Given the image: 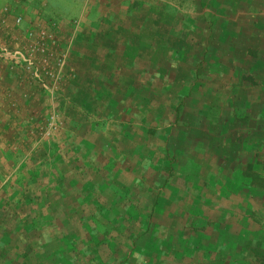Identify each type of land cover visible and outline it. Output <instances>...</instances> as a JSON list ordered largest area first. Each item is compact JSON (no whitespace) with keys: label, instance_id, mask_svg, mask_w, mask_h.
<instances>
[{"label":"crops","instance_id":"0c3cea01","mask_svg":"<svg viewBox=\"0 0 264 264\" xmlns=\"http://www.w3.org/2000/svg\"><path fill=\"white\" fill-rule=\"evenodd\" d=\"M20 1L7 0L16 14ZM181 1L192 5L191 15L151 0L141 9L148 21L135 23L133 31L102 23L100 28H110L105 47L83 60L84 72L73 55L68 61L66 91L74 90V109L109 112L115 119L98 116L93 123L123 145L120 152L132 166L145 158L153 164L149 172L165 176L169 170L165 183L150 189L159 193L151 230L135 247L112 248L113 264L123 262L125 248L130 259L123 264H264V0ZM173 30L178 39H171ZM125 32L128 42L120 50ZM174 90L184 105L177 125L167 110L177 101ZM48 105L58 111L57 99ZM25 109L20 104L23 116ZM60 122V131L41 142L53 144L51 153L58 133L70 135L76 124ZM26 127L21 119L19 129ZM13 142L21 151L37 139L25 130ZM21 167L10 172L7 184ZM51 170L59 171L54 164Z\"/></svg>","mask_w":264,"mask_h":264},{"label":"trees","instance_id":"16d2710c","mask_svg":"<svg viewBox=\"0 0 264 264\" xmlns=\"http://www.w3.org/2000/svg\"><path fill=\"white\" fill-rule=\"evenodd\" d=\"M133 6L135 11L136 6L140 10L135 15L137 20L141 17L139 24L147 22L148 15L141 11L146 8L144 3H134ZM114 13L117 18L122 15L118 10ZM123 18H128L127 22L131 20L133 26L137 23L130 13L122 15ZM105 19L106 25L110 26L112 23L107 20L108 17ZM94 27H97L94 31H98V26ZM177 35L178 31L173 30L171 39H178ZM93 39L91 34L86 40L78 41L80 45L73 54L75 60L78 59L81 63L86 60V48L95 45ZM187 54L190 55V51ZM80 72H84V64L81 65ZM80 77L82 85L86 78L83 73ZM22 80L23 77L16 68L7 63L8 104H11L13 97H22L24 88L16 87V81L23 82ZM81 87L84 88V85ZM75 88L79 89L78 85ZM28 90L34 98L31 100L40 108L39 111L46 112L47 93L37 89V86ZM176 90L173 99L177 101H171L167 106L168 115L174 119L175 125L184 107L181 104L183 98L178 97ZM140 92L139 95H142L141 90ZM73 94L74 90L57 95L58 111L61 112L65 125H70L72 119L76 122L72 126L71 137L63 131L58 133L60 142L51 153L41 143L45 138L38 136L36 139L39 144L33 152L36 155H28L21 167V173L28 170V175L25 178L23 174L21 181L10 188L16 195L19 193L18 203L7 199L0 203L1 210H7L0 217L3 220L0 223V264H113L117 263V259L110 253L112 248L126 247L129 243L135 247L151 230L159 193L150 189H153V185L158 188L161 183H165L169 178V170H165V176L149 172L148 167L152 162L145 158L134 160L136 165L132 166V160L126 161V154L123 156L120 152L123 145L117 144L111 137L103 136L105 126L93 123L98 122V116H103L105 121L115 118L98 106L91 112L83 108L74 109ZM76 95L83 97L80 90ZM107 97L108 95H104L100 103ZM29 102L32 104V101ZM30 103L23 105L27 107ZM7 123V140L11 142L7 141V153H3V157L8 163L16 156L20 158L27 155L29 147L26 145L18 153L9 155L10 148L16 146L13 139L19 137L26 128L21 131L18 127L20 122L13 127V119ZM39 128L41 132L47 130V123H41ZM172 134L175 136L177 130L172 128ZM60 143L63 144L59 146ZM52 164L59 171H52ZM151 168L153 169V164ZM9 174L7 166V177ZM247 174L250 175V170ZM152 201L154 203L149 204ZM10 216L18 220L12 222ZM43 216L44 225H38ZM126 251L125 248L121 256L123 262L120 264L130 259Z\"/></svg>","mask_w":264,"mask_h":264},{"label":"rangeland","instance_id":"374dc122","mask_svg":"<svg viewBox=\"0 0 264 264\" xmlns=\"http://www.w3.org/2000/svg\"><path fill=\"white\" fill-rule=\"evenodd\" d=\"M147 1L151 2V0H21L20 2L22 4H20V7H16V10L20 11V13L16 14V11H12L15 9V7L10 10V8L8 7L9 4H7V0H0V201L7 199L12 203H18L20 198L19 193L16 195V193L10 190V188L11 186L17 184V182H20L22 177L24 176L20 172L19 174L15 173L16 175L13 177V179H11L9 184H7V166H9L10 172L13 169L15 171L16 167L22 166L27 160L28 155L30 156L38 146L37 142L34 144V146L32 145L33 147L28 145V154L25 155L22 160H16V156L12 159V161L7 163V161L4 160L3 157V155H5L3 153H7V151L5 152V150H7V116L8 119L9 117H12L11 119H13V127L18 125L21 119L25 120L27 122V127L25 130L28 131L29 136L35 139L38 138V136H42L46 140L47 138L53 136V133L56 132L54 130L49 135H47L51 120L53 118H55V120L57 121L62 120L61 112L59 113V111L55 110L52 111L50 105L46 106V112L39 111L40 108L38 109V106L35 105V103L33 102L34 98L33 96L31 97V94L28 90L29 88L35 86H37V89L44 90L42 78H36L34 69L35 67H30L31 69H29L27 63V61L29 60H32V63L38 62L39 56L36 55V53H32L31 51V47L36 46L38 36L42 35L44 29L52 31L53 34L56 35L57 41L59 40L60 45L63 47L67 42L71 41L73 33L76 31L74 42L76 46L75 49L77 48V51L79 47L78 45H80L78 41L86 40V38H88V36L92 34L94 37L92 41L95 42V45L91 46L92 48H86L88 57H90L91 54L94 55L95 51L98 50V47H105L104 43L106 40L103 39H105L106 35H108L107 32H110L109 27L100 28V25L102 23H107L106 19L103 18L104 16L102 17L101 15L103 10H107L109 13L107 20H109L112 24H121L120 27L122 31H124L123 25L131 23V20L127 22L128 18L122 19V15H128L130 13L132 14L133 19L139 22L141 20V17H139V20H137L135 15L136 11L140 12V10L136 6L135 11L133 5L134 3H136V5L141 3L147 4ZM155 1L162 6L164 3L169 4L171 10L181 9L183 13H187L188 15L192 14V5H184L181 3V0ZM25 8L27 10H25ZM33 9L35 10L34 12H32ZM116 9L121 12V17L117 18L115 16L114 11ZM11 13L13 16L11 15ZM139 14H142V12ZM25 20H27L31 25H27L25 23ZM161 21L164 22L162 17ZM96 25L98 26V31H94L97 28L94 27ZM124 27L125 31H133L132 28L134 26ZM135 28H137V26L134 27V29ZM145 29H147L146 25ZM87 34L89 35L87 36ZM120 34L122 38L119 49L121 50L125 43L128 42L125 36L128 35V33L125 32ZM73 53L74 51L72 48L70 52V58H72ZM79 53L81 54V51H79ZM7 63L13 65L16 68V71H18L21 74V77H23V82L16 81V87L22 89L24 88L22 90L21 98L15 96L11 99L12 101L10 103L12 106L8 110ZM76 64L78 67L77 70L80 71L81 65L83 63L79 62L78 59H76ZM67 81L68 79L66 72V77L59 86V90H64V92L58 90L59 92L57 93H51L50 91L44 90L47 93V97L45 98L46 103L51 102L53 106L57 99V94L60 93L61 95L67 92ZM50 82L51 81L49 80L48 83L50 84ZM31 98L33 100H31ZM37 100L39 99H35V101ZM29 101H32V104ZM23 103H30L24 110L25 116H23L19 111V106L20 104L23 105ZM41 123H47V130L41 132V128H39V125H41ZM42 137L41 140L43 139ZM18 146L19 145H16L15 148H10V156L19 152ZM45 147L53 149V144L49 143ZM137 147H140V145H138ZM6 186L7 191H5ZM1 207L2 206H0V217L1 214L5 215L3 211H7H2ZM10 218L13 219L11 220L12 222H16L18 220V218H14L13 216H10ZM10 218L7 219L10 221ZM1 222H3V220H0V223ZM5 222L7 224V220H5Z\"/></svg>","mask_w":264,"mask_h":264},{"label":"built area","instance_id":"2783aa9c","mask_svg":"<svg viewBox=\"0 0 264 264\" xmlns=\"http://www.w3.org/2000/svg\"><path fill=\"white\" fill-rule=\"evenodd\" d=\"M75 35L76 31L73 33L71 41L62 47L59 40L57 41L56 35L52 31L44 29L42 35L38 36L36 46L31 47L32 53H36L39 59L37 63H32V60L27 61L28 67L29 69H31L30 67H35V76L39 79L42 78L45 91H50L51 93L61 91L59 86L66 77ZM49 80L51 81L50 84L48 83ZM61 127V122L53 118L49 124L47 135Z\"/></svg>","mask_w":264,"mask_h":264}]
</instances>
